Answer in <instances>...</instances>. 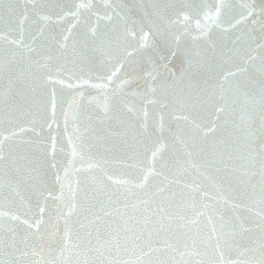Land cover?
I'll return each mask as SVG.
<instances>
[{
  "label": "water",
  "instance_id": "obj_1",
  "mask_svg": "<svg viewBox=\"0 0 264 264\" xmlns=\"http://www.w3.org/2000/svg\"><path fill=\"white\" fill-rule=\"evenodd\" d=\"M0 264H264V0H0Z\"/></svg>",
  "mask_w": 264,
  "mask_h": 264
}]
</instances>
